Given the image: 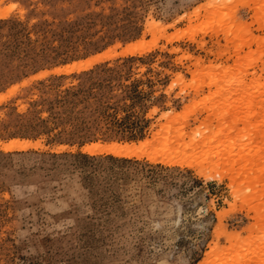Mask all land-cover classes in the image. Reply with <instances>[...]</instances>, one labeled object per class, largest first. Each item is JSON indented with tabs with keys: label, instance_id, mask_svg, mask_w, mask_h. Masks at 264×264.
Listing matches in <instances>:
<instances>
[{
	"label": "rangeland",
	"instance_id": "1",
	"mask_svg": "<svg viewBox=\"0 0 264 264\" xmlns=\"http://www.w3.org/2000/svg\"><path fill=\"white\" fill-rule=\"evenodd\" d=\"M104 67L142 138L41 120ZM0 264H264V0H0Z\"/></svg>",
	"mask_w": 264,
	"mask_h": 264
},
{
	"label": "trees",
	"instance_id": "2",
	"mask_svg": "<svg viewBox=\"0 0 264 264\" xmlns=\"http://www.w3.org/2000/svg\"><path fill=\"white\" fill-rule=\"evenodd\" d=\"M120 75L119 70L111 67L83 72V79L77 85L43 102L47 106L49 116L41 120L47 123L51 119L57 126L69 124L75 129L104 125L112 131L129 132L130 139L142 138L143 130L139 127V122L133 118V114L126 113L120 116L122 106H127L121 105V99H116L117 96L114 93L115 84ZM121 85L123 84H119ZM128 89L125 91L127 95L128 92L131 93L133 99L143 97L142 92L136 88L133 89V86ZM106 158L115 162L130 161L111 155ZM75 164L84 169V174L87 175L86 182L92 187L97 186L94 180L95 175H100L99 170L102 167L100 158L79 153ZM106 173V175H114L118 172L111 168ZM101 184L98 186H101L102 190L98 192L102 194V198L107 199V205L110 201H117L121 197L122 194L115 190L113 182Z\"/></svg>",
	"mask_w": 264,
	"mask_h": 264
},
{
	"label": "bare ground",
	"instance_id": "3",
	"mask_svg": "<svg viewBox=\"0 0 264 264\" xmlns=\"http://www.w3.org/2000/svg\"><path fill=\"white\" fill-rule=\"evenodd\" d=\"M158 26H160V25H158ZM132 53H135V51H132ZM104 55L105 54H100L97 57H95L94 59L89 60L88 62L75 64V65H73L72 68L79 66V68L81 70L88 69V68L92 67L96 62H99L100 60H102ZM149 143H151V141L146 140V141L142 142L141 144H142V146H144V145L146 146ZM28 147H29L28 142H12L11 144L8 145L9 149H15V148H21V149L24 148L25 149ZM85 149L92 152V153L109 152V153H113L116 155H124L126 152L133 153L135 151L134 145H128V144L127 145H121L118 143H112V144H108V145H104V146L99 145V144H92V145H87L85 147Z\"/></svg>",
	"mask_w": 264,
	"mask_h": 264
}]
</instances>
